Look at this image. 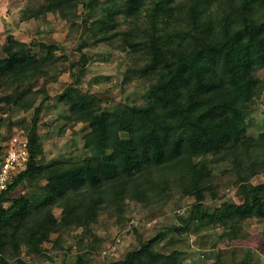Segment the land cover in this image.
Returning <instances> with one entry per match:
<instances>
[{"label":"trees","instance_id":"trees-1","mask_svg":"<svg viewBox=\"0 0 264 264\" xmlns=\"http://www.w3.org/2000/svg\"><path fill=\"white\" fill-rule=\"evenodd\" d=\"M76 1L56 0L55 7L74 10ZM119 11L134 16V25L120 30L119 23H104L101 31L107 41L119 37L147 55L141 68L157 74L156 89L144 104L115 109L102 108L86 96L72 102L73 119L86 118L92 128L91 147L112 164L113 175L107 178L92 176L84 159L42 162L37 131L41 107L36 108L27 132L17 133L28 137V166L0 192V264H25L11 261V250L19 254L21 244L42 243L52 226L61 230L84 219L93 222L104 209L119 214L127 199L149 201L172 188L202 197L212 175L194 161L201 151L231 163L235 182H242L243 199L224 201L212 210L195 203L183 219L186 226L207 219L239 235L232 225L252 216L264 220V182L250 181L264 170V133L249 137L239 125L255 95L256 70L264 65V0H123ZM5 50L0 82L36 73L24 41L10 38ZM29 101L17 104L26 109ZM25 181L40 183L39 190L13 196ZM55 207L68 209L60 221ZM157 239L141 240L138 249L103 264H184L182 259L168 262L165 254L154 251Z\"/></svg>","mask_w":264,"mask_h":264},{"label":"rangeland","instance_id":"rangeland-1","mask_svg":"<svg viewBox=\"0 0 264 264\" xmlns=\"http://www.w3.org/2000/svg\"><path fill=\"white\" fill-rule=\"evenodd\" d=\"M76 3L74 10H67L55 7L56 0H0V58L6 55L10 38L21 40L32 56L33 67L38 69L33 75L1 79L0 162L12 137L27 132L40 106V160L84 159L92 176L107 178L113 175L112 164L91 147L92 128L86 118L73 119L72 102L86 96L107 109L144 104L156 89L152 84L157 74L143 72L147 55L125 45L119 37L107 41L106 32L101 31L104 23H119L120 30L134 25V16L126 17L119 11L123 0ZM256 75L255 95L239 123L249 137L264 133V65ZM23 98L33 101L26 109L17 104ZM194 161L212 175L202 197L172 188L167 195L149 201L127 199V206L119 214L104 209L93 222L84 219L79 226L61 230L52 226L47 240L33 246L21 244L20 253L11 250L9 259H21L25 264H103L122 258L138 249L141 240L155 236L159 239L153 250L165 254L168 262L182 259L184 264H264L263 219L252 216L232 225L239 235H232L220 222L196 220L189 227L183 222L195 203L212 210L224 201L239 203L243 199L242 182H235L230 162L217 161L206 151L196 154ZM250 181L264 182V170ZM40 183L25 181L12 195L36 193ZM53 211L59 221L68 214L63 207Z\"/></svg>","mask_w":264,"mask_h":264},{"label":"built area","instance_id":"built-area-1","mask_svg":"<svg viewBox=\"0 0 264 264\" xmlns=\"http://www.w3.org/2000/svg\"><path fill=\"white\" fill-rule=\"evenodd\" d=\"M29 158L28 137L14 135L0 162V192L8 187L15 173L27 168Z\"/></svg>","mask_w":264,"mask_h":264}]
</instances>
